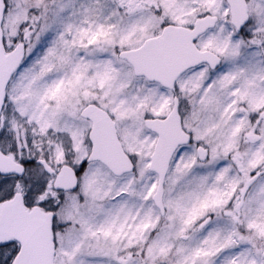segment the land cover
<instances>
[{
    "label": "snow or ice",
    "instance_id": "1",
    "mask_svg": "<svg viewBox=\"0 0 264 264\" xmlns=\"http://www.w3.org/2000/svg\"><path fill=\"white\" fill-rule=\"evenodd\" d=\"M0 264H264V0H0Z\"/></svg>",
    "mask_w": 264,
    "mask_h": 264
}]
</instances>
